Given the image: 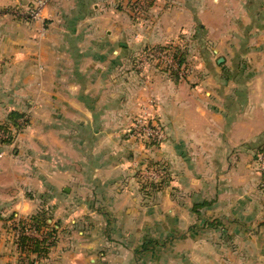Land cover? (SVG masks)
I'll list each match as a JSON object with an SVG mask.
<instances>
[{
	"label": "crops",
	"instance_id": "1",
	"mask_svg": "<svg viewBox=\"0 0 264 264\" xmlns=\"http://www.w3.org/2000/svg\"><path fill=\"white\" fill-rule=\"evenodd\" d=\"M34 1L0 0V12ZM78 7L87 10L88 1ZM43 16L41 28L0 18V92H37L57 130L66 128L57 138L66 147L67 207L41 264H137L136 252L145 264H235L234 252L245 250L264 257V174L256 165L264 153V0H186L173 24L193 32L187 41L200 61L185 80L144 63L136 50L168 37L132 29L122 13L113 29L101 15L88 14L79 30L78 20L62 25L46 9ZM171 18L163 14L161 23ZM142 112L164 131L146 153L168 176L154 207L128 177L145 159L126 134ZM33 187L0 162V264L24 257L8 220L35 212ZM155 243L163 247L152 253Z\"/></svg>",
	"mask_w": 264,
	"mask_h": 264
},
{
	"label": "rangeland",
	"instance_id": "2",
	"mask_svg": "<svg viewBox=\"0 0 264 264\" xmlns=\"http://www.w3.org/2000/svg\"><path fill=\"white\" fill-rule=\"evenodd\" d=\"M38 1L44 2L41 18L37 20L38 15L35 14L25 16L26 11L31 9ZM82 1L83 3L86 2V0H35L32 7L6 9L5 14L0 12V18L6 15V20L19 19L27 25L37 23L41 28L44 25L45 18L43 15L46 9L48 12L52 11L57 19L62 18L63 20L60 23L62 25L69 19L78 20V30L81 29L82 20H87L88 14H91L92 19L101 15L107 18L108 21L111 20L109 27L113 29L115 13H122L124 16L120 17V22L125 20L132 29L140 28L143 29V32L165 33L168 37L166 43H161L159 46L152 47L147 44L148 46H142L136 50L140 57L142 56L144 63L153 62L158 70L174 80H185L198 65L200 58H193L196 44L187 41L191 39V36H194L193 32L188 29L183 31L184 28L176 29L173 24V22H176L174 20L176 14L184 10L186 0H87V10L90 9V12L87 10L82 11V8L78 7V4H81ZM94 5L98 8L94 9ZM163 14H172V18L161 23ZM153 51L154 53H162V56L165 54V61L153 57ZM7 63L6 61V67ZM34 88L36 90V84ZM0 100L2 104L0 106V162H5L6 167L10 166L17 169L21 177L34 185L31 192L28 190L27 194L30 196L29 202H31V205L36 207L35 212H32L28 217L10 218L8 220V231L12 232L13 239L18 237L17 242L21 237L45 239L48 240V243L54 240L56 242L55 232L52 229H54V224L57 225L58 220L59 222L62 220L61 218L64 216L67 207L63 201L66 198L65 193L61 190L65 186L68 189L65 184L66 175L65 171L60 170L61 166L66 164V155L61 152H66V147L57 138L58 135H61V132H66L65 124L57 130L58 123L54 122L52 112L38 98L35 91L28 90L27 96L23 99H18V95L15 93H11L10 97H6V92H0ZM148 105H151V103L149 102ZM154 120L156 121L155 118ZM153 124L157 123L154 122ZM158 124L160 125L159 122ZM132 125L127 129L126 134L133 139L132 141L143 146L140 157L145 159L140 163L137 170L136 168L131 170V175L128 177L139 179L140 195L147 198V205L157 206L156 197L164 194V190L168 186L166 181L168 176L160 163H151L149 159L154 158L153 155L150 158L146 155L148 150L154 148V146L156 147V145L141 136L137 129H133ZM61 146H64V148L62 149ZM259 172L264 174L262 170H259ZM258 186L260 190H264V179L259 181ZM66 191L68 192L69 189ZM34 217H41L48 226H38L40 229H37V231L39 232L31 230L32 233L27 236L25 233H29L28 228L36 227L32 221ZM63 224L66 223L63 222ZM23 227L24 229H22ZM251 232H253V229ZM50 234H54L55 237L46 239ZM252 237H254L253 234ZM160 247H163V245L155 243L151 252L156 253L160 250ZM258 253L259 251L247 252L246 250L242 253L240 251L234 252V262L235 264H259L258 259L264 257H260ZM22 254H24V257L22 258L20 255L18 257V260L20 258L19 262L22 260L24 262L26 257H29V260L36 259V256L32 253L27 254L25 252ZM146 257V255L136 252V263L145 264Z\"/></svg>",
	"mask_w": 264,
	"mask_h": 264
},
{
	"label": "built area",
	"instance_id": "3",
	"mask_svg": "<svg viewBox=\"0 0 264 264\" xmlns=\"http://www.w3.org/2000/svg\"><path fill=\"white\" fill-rule=\"evenodd\" d=\"M44 6V2L38 1L31 9L26 11V15H38L37 16V20H39L41 18V10ZM153 57H157L159 58L161 61H165V54L164 56H162V53H154L153 51ZM152 57V59H154ZM154 122H156L158 124L157 121L154 120V118H152V116H148L146 115L144 112H142L138 117H136L134 119L133 122V129H137L139 134L141 136H143L145 139H148V141L152 142L153 144L157 145L160 144L162 142V139L164 138L163 135V130L160 127V125L158 124H153ZM256 162H257V166L259 168V170H262L264 172V153H260L257 155L256 157ZM27 231V230H26ZM31 230H29V233L26 232L25 234L27 236L30 235ZM37 237V236H35ZM16 239V245H17V239L18 237L15 238ZM53 240V239H52ZM34 264H41V260H35Z\"/></svg>",
	"mask_w": 264,
	"mask_h": 264
},
{
	"label": "trees",
	"instance_id": "4",
	"mask_svg": "<svg viewBox=\"0 0 264 264\" xmlns=\"http://www.w3.org/2000/svg\"><path fill=\"white\" fill-rule=\"evenodd\" d=\"M179 65H181V64L179 63ZM32 221L34 222L36 227H33V228L29 227L28 228L29 230L39 232V231H37V229L38 230L40 229V228H38V226L39 227L40 226H48L46 223H44L45 221H43L41 219V217H34L32 219ZM22 229H24V227ZM52 231L56 232L55 229H52ZM54 234H50L46 239L55 237ZM17 245H18V252H20V254L25 253V252L27 254L32 253L36 256L35 260H37V259L39 260V259H45L47 257V254L49 252V248H52L55 245V240L53 242L48 243V240H45V239L41 240V239H37V238L31 239L28 237H21L18 240ZM22 255H24V254H22ZM35 260H29V257H26L24 262H22L23 261L22 260V261H20L19 264H34Z\"/></svg>",
	"mask_w": 264,
	"mask_h": 264
},
{
	"label": "water",
	"instance_id": "5",
	"mask_svg": "<svg viewBox=\"0 0 264 264\" xmlns=\"http://www.w3.org/2000/svg\"><path fill=\"white\" fill-rule=\"evenodd\" d=\"M221 62H222V60L219 61V63H221Z\"/></svg>",
	"mask_w": 264,
	"mask_h": 264
}]
</instances>
